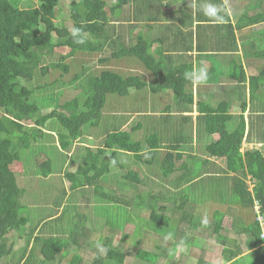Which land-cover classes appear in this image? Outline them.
Masks as SVG:
<instances>
[{
    "label": "trees",
    "instance_id": "16d2710c",
    "mask_svg": "<svg viewBox=\"0 0 264 264\" xmlns=\"http://www.w3.org/2000/svg\"><path fill=\"white\" fill-rule=\"evenodd\" d=\"M131 1L134 9L139 8L141 11V13L133 12V22L147 23V21H151L155 23L163 22L167 18V16H160L159 11L152 13L148 7L150 3L147 5L140 3L151 0ZM58 2L59 0L25 2L23 0H0V262L2 261L0 264H20L23 259L24 262L21 264H62L63 256L73 248V256L66 263L80 264L82 258L76 252L77 247L80 244L86 246L91 244L90 241L82 243L74 239L78 235L76 229L81 222H75L72 225L70 223L67 245L66 243L53 244L54 234L46 237L35 235V227L39 225L31 229L28 227L31 223L29 222L31 215L24 212L25 207L20 200L22 198L25 202L28 194L18 186L16 173L10 168L14 161L20 159L19 150L16 147L28 148L31 142L45 138L44 134L54 131L50 122L55 120L58 127L61 128L58 129V146L62 150H68L67 153L73 144L82 139L84 135L94 140L100 139V142L93 146L97 147L96 150H93L91 145L85 144L86 154L83 164L77 165L73 172H65V177L71 182V191L97 181L103 174L108 177L109 172H112L116 165L108 166L107 157L104 158L105 154L117 163L119 170L126 169L125 172H114L113 179L117 180L120 176V179H124L122 183L135 185L133 182L142 183L144 181L139 171L128 168L123 161L113 160V156L121 149L124 150L123 152H132L137 162L153 165L154 160L151 158L157 154L153 150L159 148V134L163 135L164 133L156 134L153 129L147 137H144L145 142L149 143L152 150L148 156L141 155L139 150H141L143 137L138 139L133 130L135 126H132L133 128L129 132V129L124 130L127 129L126 126L123 128V125L127 123L126 118H129V113L134 112L140 115V118L151 120L152 116L148 114L149 111L146 108L152 105V111H155L154 103L159 97L158 93L165 90H168V96H173L176 104L186 97L187 103L191 104L189 101H191L192 95L185 91L187 80L184 78V73L185 71L191 72V65L187 60L184 65L180 60V62L170 63L164 69L159 67L151 56L150 44L146 38H144L146 40L141 39L140 42L136 41L135 43L125 42L122 32L112 30L108 26L109 15L105 10L106 0H72L69 14L72 27L69 28L54 20L55 7ZM218 2L220 0H211L213 5L220 4ZM129 3L130 0H117L116 6L129 5ZM249 3L253 5V8L256 7L255 4L264 8V0H249ZM220 6L222 7L224 4L221 3ZM114 8L115 5L110 8V11ZM217 17L222 18L219 13ZM257 19L258 17L255 20ZM184 21L192 26L197 19L188 18ZM197 22L199 24V21ZM157 27L163 28L162 25ZM73 29H80L76 37L73 36ZM199 33L201 32L198 31ZM53 34L55 39H52ZM171 37L173 38L169 40V43L175 48L173 52L182 59V54H178L176 50L179 46L178 38L174 33L171 34ZM78 39H82L83 43H78ZM162 40L163 37L159 38V42ZM58 47H66L68 52L62 55L57 63L51 64L52 68L61 70V73L48 85L52 87L62 84L73 90L81 88V91L64 102H60V94H63L62 88L57 94L44 95L42 100L35 98L33 90L27 85V82L33 77L36 69L40 70L41 75L47 72L49 66H39V56L51 54L54 48ZM78 53H87L91 56L100 55V57L97 60L99 65L93 66V73L81 80V84L75 85L74 82L84 74V67L82 66L81 71L67 79L66 74L68 71L70 72V64L66 65L65 60L74 58ZM259 54L264 55V49L259 51ZM173 57L172 54L167 56L169 61ZM111 61H114L116 65L123 63V67L126 69H121L120 65L116 69L105 66ZM263 79L264 68L257 76L251 77L250 82H259ZM44 86L45 84H40L39 87ZM55 99L59 101L60 110L52 108L47 112H42L45 102L52 105ZM106 111L115 113L104 115ZM203 113L205 125L204 128L199 126V129L203 133L218 132L220 135L216 141L208 144L207 148L213 152L210 153L211 155L225 159L227 170L234 171L233 179L239 183L232 186L231 193L238 198L240 208L249 212L253 220L243 226L234 220L231 231L232 233L236 232L238 238L233 237L231 241L230 237L221 233L223 214L220 211L213 212L216 221L212 223L211 234L213 233V238L220 247L221 257L210 263L201 256L195 264H223L221 260L226 261V264H264V239L260 236V218H264L263 152L260 149H253L240 153L243 126L233 129L226 128L225 120L228 117L222 113L219 115L209 106H206ZM262 116L264 117V115ZM171 146L164 157L154 165L158 166L161 173L167 177L170 187L177 188L178 175L174 169L175 159L179 156V152L176 144ZM88 154L90 159L87 157ZM65 157L66 153L64 159ZM75 159L77 157L73 156L71 160ZM46 161L50 162L49 159ZM43 165L39 168L40 175L48 176L52 173V169L50 166ZM89 171L94 173L90 174ZM248 176L251 179L250 189L246 182ZM115 183L118 182L115 181ZM108 188V191L104 190V187L101 188L102 204H104L101 207L112 212H110V216L117 219L120 227L124 222V210H127V206L133 203L137 207L149 210L146 228L156 233L165 234L162 242L154 245L155 248L159 249L168 245L169 240L165 239L168 233H172V239L180 237L183 243H187L182 235H184L186 227H195V224L190 221V216L193 213L191 211L192 194L189 189L180 188L176 192L183 201L181 200L182 202L173 206L172 199L175 198L168 188L155 187L146 194L137 191L130 200L116 195L117 185ZM70 198L71 195H69V200ZM168 207L178 211L179 216L175 218V216L167 215L165 210ZM83 217L85 216L83 215ZM106 217L108 218V216ZM71 220H73L72 215ZM199 222L204 227L211 226L210 223ZM25 226L28 229H21ZM25 231L28 232L25 233ZM80 232H85L83 236L89 235L87 228ZM9 233H16L17 238L23 240V243L15 246L19 249L18 253L14 250V243L8 242L11 238ZM139 234L142 235L143 231L141 230ZM123 236L126 237L127 234ZM12 237L14 238V235ZM37 240L41 241L38 246L36 245ZM199 242L204 243V240ZM137 244L139 241L133 246H137ZM178 244V242L175 243L174 252ZM94 245L96 247L97 243L95 242ZM136 246L132 251H120L116 247H107L101 252L95 248L89 264H126L125 255L128 253L134 254L148 263H153L157 259V254L153 250ZM37 247L40 258L34 254ZM14 254L10 263L8 259Z\"/></svg>",
    "mask_w": 264,
    "mask_h": 264
},
{
    "label": "crops",
    "instance_id": "0c3cea01",
    "mask_svg": "<svg viewBox=\"0 0 264 264\" xmlns=\"http://www.w3.org/2000/svg\"><path fill=\"white\" fill-rule=\"evenodd\" d=\"M106 1L107 5L105 10L109 15L108 26H110L112 30L122 32L125 42L135 43L136 41L140 42L141 39L146 38L150 44L149 51L152 54L151 56L155 59L159 67L165 69L170 63L180 62V60H182L181 63L184 65L187 60L191 65V72L194 71L198 73L201 67L207 69L206 79L202 81L196 79L187 80L185 83L186 93L192 95L191 101L188 99L191 104L187 103V97L176 104L173 96H168V90L159 92V97L156 98L157 100L154 103L156 107L155 111H152V105L146 108H151L148 112V114L152 116L151 120L143 118L134 131L137 129L136 132H139L140 136L141 133L143 134L141 150L139 151L141 155L145 156H148L152 148L149 143L147 144L145 142L144 137H147L153 129H155L156 134L158 132L164 133L163 135L159 134V148L153 150V152L157 153L156 156L151 158L154 160V163L164 157L165 153L172 147V144H176L179 156L175 159L174 170L178 175V185L177 188L170 187L167 179L166 183L168 186L164 187L175 190L173 194L171 193L173 198H175L174 200L172 199L173 206L178 204L181 200L183 201L176 192L180 188H185L189 189L192 194V209L198 210V206L210 205L211 208L207 209H211V221L215 222L216 219L213 216V212L215 213L220 209H222L220 212L223 214V221L226 214H230L231 218L235 211L240 208L238 198L234 197L233 193H231L232 186L239 182H235L233 179L235 175L234 171L227 170L225 159L223 157L211 155L210 153L213 152L207 148L208 144L219 138V133H203L201 129H199V126L204 128L205 119L203 118V111L206 109V106H209L213 110H216L219 115L222 113L228 117L225 120L226 128L229 127V129H233L237 126H243L241 144L239 147L240 153H244L246 150L260 149L264 155V117L262 116L264 115V79L259 82H250V78L257 76L264 68V55L259 54V51L264 49V8L257 4H255L256 7L253 8L249 0H220L218 3H223L224 6L221 7L223 11L219 13L222 18H219L217 17L218 12H216L214 16L204 14L203 8L206 5H213L211 4V0L141 1L140 3L144 5L150 3L148 7L152 13H157V11H159V13H161L160 16H167V18L163 20V22L152 23L151 21H147V23H138L133 22V12L141 13V11L139 8L134 9L131 0L129 5L124 4L123 6H116L117 0ZM113 5H115V8L110 11ZM182 15L185 16L183 17ZM256 17H258L257 20H255ZM123 18L124 20H122ZM188 18H192L193 20L196 18L199 24L197 21H194L192 26L189 25L184 21ZM158 25H162L163 28L157 27ZM69 27H72L71 20ZM148 31L150 32L148 33ZM198 31L201 33L198 34ZM173 33L179 40V46L176 50L178 54H182V59L173 52L175 48L169 43V40L173 38L171 37ZM129 34L131 37H129ZM161 37H163V40L159 42V38ZM169 54L174 56L171 61L167 58ZM119 65L121 69H126L123 67V63ZM193 137L195 142L191 143ZM138 139H141V137ZM119 150L120 151L113 156V160L119 158V161H123L128 168H131L129 162H134L136 165L137 161L132 152H123L124 150ZM85 154L83 157L81 155H79V157L84 160ZM87 157L88 159L91 158L89 154ZM106 157L108 166L110 165L111 167L115 164V170L120 169L115 161L113 162L111 158H108L107 154H105L104 158ZM126 157L129 162L125 161L127 160ZM192 158H197L198 161L194 162ZM63 160L61 161V165ZM42 164L41 162L38 164L36 172L37 178H43L40 176L39 172V168H41ZM81 164L82 163H78V165ZM113 169L109 174H114L115 170L113 172ZM150 169H152L151 165L140 163L138 169L135 170H138L139 174H141L142 171L151 172ZM121 171L119 170V172ZM89 173L93 174L94 172L89 171ZM48 175H50L51 178L54 175V171ZM215 176L222 177L218 180L220 185L219 188H214L212 186L213 177ZM106 178V174H103L99 176L97 181L85 185L94 186L93 197H101V189L99 188V191L96 192L97 187H100L98 181L102 184V180ZM66 182L70 188L69 180ZM197 182H199V184H197ZM246 182L249 184L250 189L251 179L249 176ZM196 190L199 191V195L195 201L193 195ZM204 194L208 195L207 198L201 197V195ZM220 195H226L229 199L224 197L219 198ZM88 196V198L91 199L90 195ZM28 197L27 195L25 202L28 201ZM199 197L201 198L200 200L203 201H200L198 199ZM78 199L80 200L81 198ZM101 201L103 202L102 198ZM233 204H238L239 207L231 206L229 209L223 210V207H228ZM96 206L97 204L94 207ZM86 209L88 210L89 208L86 207ZM91 211H93V208ZM62 212L59 214L58 210L56 214H48L45 218H42L37 224L39 226L36 225L37 227H35V235H38L39 229H43L44 224L42 223H44L46 219L60 220ZM94 213L96 215L95 210ZM192 216L193 214L190 216L191 223H193ZM53 217L55 218L52 219ZM72 217L73 219H77L76 223H80V215H78V213H73ZM239 218L238 216V221ZM96 219L98 220V218ZM231 222L230 227L233 228L232 224L234 220L231 219ZM192 228H194V226ZM53 229L54 228L49 226L44 232L47 233V235L54 234V242H58L59 240L63 241V236L68 237L66 230H61V232L58 233ZM10 234L11 233H9V235ZM182 237L184 241L187 242L186 244L191 247L190 250L192 252L201 253L203 251L198 247L197 243L193 241V239L201 241L198 236H189L184 233ZM233 237L234 236H232V238ZM177 239L179 243L182 241L180 237H177ZM66 241L67 240H65V242ZM55 244L58 245L59 243ZM217 246L219 251L217 259H220V247L218 244ZM16 248L17 247H14L15 251H17ZM203 252H207L206 248ZM35 256L40 258V254ZM205 257V260L210 263H213L216 259L215 258L214 261L211 262L207 259V253ZM23 260L20 264L24 262ZM225 263L226 261L223 262V264Z\"/></svg>",
    "mask_w": 264,
    "mask_h": 264
},
{
    "label": "rangeland",
    "instance_id": "374dc122",
    "mask_svg": "<svg viewBox=\"0 0 264 264\" xmlns=\"http://www.w3.org/2000/svg\"><path fill=\"white\" fill-rule=\"evenodd\" d=\"M23 1L25 2V1H34V0H23ZM71 2L72 0H59L57 7H55L56 9L54 12L55 22L59 24L62 23L68 28L70 24L69 14H70ZM214 6L216 7V12L220 13L223 11V9L219 4H216ZM182 16L184 17L185 15ZM54 37L55 35L53 34L52 39ZM67 52L68 50L66 47H58V48H54V51L51 54L39 56V61H40L39 66H49V68L47 69V72L44 75H41L40 70L36 69L34 71L33 77L27 82V85L31 87V89L33 90V95L35 98H40L42 100L44 95L50 93L57 94L62 88L63 94H60V102H64L73 98L74 95H76L81 91V88L78 89L76 88L77 90L76 89L73 90L72 88L69 87L66 88V85H62V84L61 86L60 84H57L52 87L48 85L51 81L57 79L59 73H61V70H56V68H52L51 64L57 63L60 57L62 55H65ZM99 57L100 55L91 56L87 53H78L76 56H74V58L70 60L69 58L66 59L65 64L66 65L70 64L69 65L70 72L69 71L67 72L66 78L69 79L70 76H73L76 72L81 71L83 66L84 74L74 82L75 85L78 83L81 84V80H84V78L87 75L93 73V66L99 65L97 62ZM118 66L119 65H116L114 61L107 63L108 68L116 69L118 68ZM40 84L41 85L45 84V86L39 87ZM58 104L59 101L56 99L52 102V105L45 102V104L43 105L42 112H47L52 108L58 110L59 109ZM147 110L150 111L151 108ZM113 113L115 112L106 111L104 115H112ZM140 117L141 116L137 115V113L134 112L129 113V118H126L127 123L123 125V128L126 126L127 129L124 130L129 129L128 130L129 132L131 128H133L132 126H135L133 128L134 130L139 125L140 121L143 120V118ZM50 126L54 129V131L53 132L49 131L50 134H44L45 138H40L37 139L35 142H31V145L28 148L16 147V149L19 150L20 159L14 161L10 165V168L16 173L18 186L23 188L25 193H27L29 196L27 202H24L22 198H20V200L23 206L25 207L24 212H26L27 214L30 213L31 215L29 217V222L31 223L28 225L30 229L35 227L42 218H45L46 215L56 214V212L59 210V214L63 211L60 220L46 219V221L42 223L44 224L43 229L42 230L39 229L38 234L41 237L42 236L46 237L47 233H45L44 230L50 226L54 228L53 230L57 231L58 233H60L61 230L62 231L66 230L68 235L70 223L72 225L77 220V219L71 220V215L73 213H78V215H80L81 224L76 229L78 235L75 236L74 239H76L77 242H82V243H85V241L91 242V244L88 246H86L85 244L84 245L80 244V246L77 247L76 252L82 258L80 264H89L91 255L95 251V248L96 250H99L101 252L107 247H113V248L116 247L120 251H127V250L132 251L136 246L133 245L136 244L137 241H139V244H137L136 247L144 248L147 250H153L157 254V259L153 263H148L146 261H142L134 254L128 253L125 255L126 264H190V263H195L197 259L201 256H203L206 259L205 257L206 253H207V259H209L211 262L214 261L215 258L217 259V254L219 253L217 248L218 246L213 238V233L211 234L213 227L212 223L214 221H211L212 219L211 209H207V208H211L210 205L198 206L197 208L198 210L191 209L193 213L192 222L195 224V227L194 228L186 227L185 230V235H189V236L195 235L199 237V240H204V243L202 244L196 239H193V241L197 243L198 247L201 250L206 248L207 252H203L204 251L203 250L201 253L200 252L194 253L190 250L191 247H189L188 244H183L185 247L184 251L177 252V248H176V251L174 252V245L176 242H178L177 238L169 239L167 246L157 249L154 247V245L156 243H161L162 240L164 239L163 235L165 234L158 232L159 234H161L159 235L158 233L146 228L145 224L149 216L148 209L137 207V205L133 203L130 206H127L128 207L127 210H124L125 216H123L124 218L123 226L120 227L117 219L114 218L112 215L110 216L111 211H106L103 207H101L102 206L101 197L100 196L93 197V187H94L93 185L79 187L74 191H71L70 188L68 187V183L66 182L68 179L66 180L65 178V172L75 171L78 163L83 164L84 160H82V158H80L79 155H81L82 157L84 156L85 144L91 145L93 150H96L97 147L94 148L93 146H95V144H98V142H100V139L96 138L94 140L93 138L84 135L82 139H79L76 143L73 144V146L71 147V149H69V152L67 153L68 150L66 149L62 150L58 146V140H59L58 129L60 130L61 128L58 127L57 122L55 120H51ZM136 130L134 132H136ZM135 134L138 138L143 137L142 133L141 136L139 132L138 133L136 132ZM131 135L133 137V134ZM194 142L195 140L193 137L191 143ZM14 145L16 146V144ZM65 153L67 154L65 159L63 160ZM73 156L77 157V159L71 160V157ZM48 158L50 162L46 161ZM62 160L63 163L61 165ZM117 160L119 161V158ZM192 160L194 162L198 161L197 158H192ZM125 161H128V159ZM40 162L43 163L45 166H50L52 171H54V175L51 178L50 175L45 177L40 175L43 178L36 177L38 164ZM154 164L151 165L152 167V169H150L151 172L142 171V173L140 174L141 177L144 179L142 183L133 182V184L135 185H129L126 183L124 184L122 183V180L124 179L122 178L120 179L119 175H118L119 179L115 180L113 179L115 175L110 173L105 180H102L103 185L101 184V182L98 181L100 187L99 186L97 187L96 192L99 191V188L101 189L102 187H104V190L108 191L109 190L108 186L117 185L118 190L116 191V195L122 198L123 197L128 198L130 200L132 198V195L137 191L138 192L141 191L146 194L148 191H150L151 189L157 186L158 187L168 186V184L166 183L167 177L165 178V176L161 173L160 168L158 166H155ZM129 165L132 169H138V165H140V163L136 162L135 165L134 162H129ZM114 170L115 168L113 169V172ZM122 171L125 172V169H123ZM115 172H119V169L118 170L116 169ZM221 178L222 177L220 176L213 177L212 186L214 188L217 187L219 188L220 185L218 183V180ZM115 181H117L118 183H115ZM197 184H199V182H197ZM69 185H70V181H69ZM170 191L171 193L175 192L174 189H170ZM70 193H71V198L69 200ZM88 195H90L91 199L88 198L89 197ZM198 195H199V191L196 190L193 195L195 201L197 200ZM207 196L208 195L205 194L201 195L202 198H207ZM220 197L229 199V197L226 195H220L219 198ZM78 198L81 199L79 200ZM96 204L97 206L94 207ZM231 206H238V204H233L228 207H223V210L229 209ZM86 207L89 209L87 210ZM92 208L93 211H91ZM94 210L96 211V215L94 213ZM219 211H222V209H220ZM165 213L170 217L175 216V218H177V216H179L178 215L179 212L170 207H168L165 210ZM83 215L85 217H83ZM106 216H108V218ZM238 216L240 217L239 221L237 220ZM54 218L55 217H53L52 219ZM84 218L86 219L84 220ZM96 218H98V220ZM107 219L108 222H106ZM231 219L237 220V222H240V225L243 226L245 223H248L252 220V215L247 211H245L243 208H238L231 218H230V214L225 215L224 221L223 220L221 221L222 223L221 233L227 235L228 238L230 237L232 241V236L236 237L235 239H237L238 237L236 235V232H234L232 235V231L230 227V223H232ZM199 221L210 223L211 226L204 227L203 225L200 224ZM86 228L87 231H89V235L83 236L85 232L81 233L80 231L83 232L85 231ZM21 229H28V228H26L25 226ZM141 230L143 231L142 235L139 234ZM26 232L28 231H25V233ZM126 234L127 236L124 237L123 235ZM13 235L14 238L12 237ZM10 237L11 238L8 240V242L14 243L13 247L19 245L20 243H23L22 239L17 238L18 236L16 233L10 234ZM65 240H68V237L63 236V241L59 240L58 242H53V244L66 243L67 245V241L65 242ZM40 242H41L40 240H37L36 245L38 246ZM95 242L101 245L99 249L95 247L94 245ZM180 244L181 242L179 243V245ZM18 250L19 249H17L16 253H18ZM73 252H74V248L71 249L70 252L67 253V255L63 256L64 260L62 261V264H67L66 262L68 260L70 261V259L73 256ZM34 254L35 255L40 254L38 247L37 249H35ZM14 256L15 254L13 255V257L10 256V258L8 259L10 263L13 260ZM0 263H2V261Z\"/></svg>",
    "mask_w": 264,
    "mask_h": 264
},
{
    "label": "clouds",
    "instance_id": "9594fccd",
    "mask_svg": "<svg viewBox=\"0 0 264 264\" xmlns=\"http://www.w3.org/2000/svg\"><path fill=\"white\" fill-rule=\"evenodd\" d=\"M203 11H204L205 15L214 16L216 13V7L214 5H206L203 8ZM79 32H80V29H73V36L76 37L79 34ZM77 42L83 43V40L78 39ZM206 77H207V69L205 67H201L198 73L194 72V71L193 72L185 71V73H184V78L186 80L196 79V80L202 81V80L206 79ZM165 239L166 240L172 239V233H168L165 236ZM96 247L99 249L101 247V245L97 244ZM184 250H185V247L183 245V241H181V244L177 246V252L184 251ZM217 260H219V259H217ZM217 260H215V261H217ZM221 262L223 263L225 261L221 260ZM190 264H194V263H190Z\"/></svg>",
    "mask_w": 264,
    "mask_h": 264
},
{
    "label": "built area",
    "instance_id": "2783aa9c",
    "mask_svg": "<svg viewBox=\"0 0 264 264\" xmlns=\"http://www.w3.org/2000/svg\"><path fill=\"white\" fill-rule=\"evenodd\" d=\"M261 234L260 236L264 239V218H260Z\"/></svg>",
    "mask_w": 264,
    "mask_h": 264
}]
</instances>
